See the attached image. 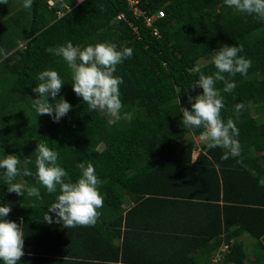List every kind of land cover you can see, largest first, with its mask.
Instances as JSON below:
<instances>
[{
  "label": "trees",
  "instance_id": "obj_1",
  "mask_svg": "<svg viewBox=\"0 0 264 264\" xmlns=\"http://www.w3.org/2000/svg\"><path fill=\"white\" fill-rule=\"evenodd\" d=\"M23 4L0 0V148L20 156L21 168L32 156L27 167L35 173L37 143L47 142L73 181L77 164L91 162L103 205L94 225L47 224L44 215L55 194L35 176L17 180L38 187L39 200L8 193L0 181V196L12 206L8 219L18 224L23 219L20 264H213L217 258L216 264H264V187L259 183L264 179V20L237 12L224 0H139L138 15L127 0ZM160 11L165 16L147 25L146 18ZM67 41L133 49L116 69L124 81L120 118L89 110L75 94L67 63L48 51ZM223 44L240 45L251 60L247 75L225 73L235 81L232 92L223 91L222 81L215 85L224 98L222 118H232L239 129L241 154L223 159V148L207 147L193 160L194 137L204 129L183 127L180 107L191 109L188 96L202 93L191 85L201 72L216 71L211 52ZM201 57L209 63L201 66ZM47 68L64 82L57 99L63 96L72 105L59 123L32 107L36 76ZM152 221L176 228L156 233ZM150 233L159 242L154 244ZM245 235L255 240L251 251L241 240ZM223 246L229 249L221 251ZM156 253V259L149 257Z\"/></svg>",
  "mask_w": 264,
  "mask_h": 264
},
{
  "label": "clouds",
  "instance_id": "obj_2",
  "mask_svg": "<svg viewBox=\"0 0 264 264\" xmlns=\"http://www.w3.org/2000/svg\"><path fill=\"white\" fill-rule=\"evenodd\" d=\"M32 3L33 0H24L23 6L30 8ZM224 4L239 13L254 15L264 20V0H224ZM159 13L147 17L146 23L148 18L157 17ZM48 51L67 63L72 73V89L78 97H82L89 110L106 111L111 117L120 118L123 108L120 85L124 81L123 77L116 75V69L117 65L132 57L131 47H118L109 42H97L81 47L67 41L55 48H49ZM242 52L240 45L228 44L213 50L210 63L215 66L216 71L211 75L201 72L191 88L193 91L201 88L202 93L188 96L191 109L180 107L183 127L193 130L202 127L204 131L201 135L208 142L207 147L223 148V159L239 157L241 147L237 139L239 129L236 123L232 118L225 121L221 116L224 98L215 85L217 81L224 82L223 91L230 93L236 84L234 80H228L225 73L231 76L237 73L247 75L251 60ZM198 63L204 65L209 61L201 57ZM36 80L38 83L32 88L36 95V98L32 99V107L39 116L47 114L53 122L59 123L72 110V105L63 96L57 99L64 85L61 75L55 69L47 68L37 74ZM50 99L52 103L49 102ZM242 108V103L235 106L237 112ZM124 118L130 120L131 115L124 113ZM33 155L35 173L27 167L33 163L32 156L23 159L25 167L21 168L20 156L5 154L4 149L0 148V181L7 185V192L15 193L17 197L23 196L24 199H42L38 187L17 180L22 176H35L49 194H55L54 201L50 203L44 215L47 224L62 223L65 228L94 225L98 217L97 210L103 205V196L99 190L101 181L93 164L78 163L76 167L79 169V176L73 181L68 171L59 163V152L47 142L39 141ZM259 183L264 187V179ZM11 211V203L4 202L0 196V264H20L25 254V235L21 228L23 219L21 218L19 224L9 220ZM52 214H55V218Z\"/></svg>",
  "mask_w": 264,
  "mask_h": 264
},
{
  "label": "crops",
  "instance_id": "obj_3",
  "mask_svg": "<svg viewBox=\"0 0 264 264\" xmlns=\"http://www.w3.org/2000/svg\"><path fill=\"white\" fill-rule=\"evenodd\" d=\"M195 153V152H194ZM200 153V152H199ZM197 157H198V155H194L193 154V160H196L197 159ZM129 204H128V209H130L132 206H133V203L131 202V201H129L128 202ZM153 219V218H152ZM133 223V222H132ZM152 226L154 225L155 226V228H156V230L155 231H157L156 233H162L161 231H164V233H168V234H171V233H173V230H175V228H176V225L175 224H171L170 222H168V221H165V222H162V221H152ZM159 226H162L163 228H165V229H163V230H160V229H158L159 228ZM152 235H154V236H152ZM152 236V237H151ZM150 238H151V240L153 241V243L155 244V243H157V242H159L158 241V238L156 237V235L155 234H153V233H150ZM263 242H264V240H263ZM195 253L194 254H196L197 256L199 255V250L198 249H195V250H193ZM146 251H145V254L144 255H146ZM155 256H158V253H156V254H154V255H149V257L152 259V257H154V259H156V257ZM143 258H148L147 256L145 257V256H143ZM215 258H217V257H215ZM214 258V259H215ZM159 260H160V257H159ZM213 264H216V262H214V260H213Z\"/></svg>",
  "mask_w": 264,
  "mask_h": 264
},
{
  "label": "rangeland",
  "instance_id": "obj_4",
  "mask_svg": "<svg viewBox=\"0 0 264 264\" xmlns=\"http://www.w3.org/2000/svg\"><path fill=\"white\" fill-rule=\"evenodd\" d=\"M9 10V9H8ZM7 11V10H6ZM5 11V12H6ZM24 44V42H20V46H22ZM201 66H203V65H201ZM251 114L252 115H254V116H256V114H255V109L252 107L251 108ZM105 113V112H104ZM195 138V140H196V142H197V148H196V151H195V153H194V155H198L199 154V152H203V151H205L206 150V148H207V141L203 138V136H201V137H194ZM241 240L244 242V244H245V247H246V249H247V251H251L252 250V248H253V244L255 243V240L254 239H252L251 237H249L248 235H245V236H243L242 238H241ZM221 251H225V249H223V247L221 248ZM221 258V257H220ZM218 261H220V260H218ZM217 263H220V262H217Z\"/></svg>",
  "mask_w": 264,
  "mask_h": 264
},
{
  "label": "built area",
  "instance_id": "obj_5",
  "mask_svg": "<svg viewBox=\"0 0 264 264\" xmlns=\"http://www.w3.org/2000/svg\"><path fill=\"white\" fill-rule=\"evenodd\" d=\"M84 1L85 0H77L78 4H80V3L84 2ZM127 1L129 3L130 8L134 11L135 14H142L140 9L138 8L139 0H127ZM50 5L51 6L54 5V3L51 1ZM60 15H62V14H60ZM163 16H164V12H160L157 17L148 18L147 19V24L148 25H152V23L155 21L156 18H160V17H163ZM223 249H225V251H227L229 249V247L228 246H224ZM218 260H220V259L217 258L214 261L218 262Z\"/></svg>",
  "mask_w": 264,
  "mask_h": 264
}]
</instances>
